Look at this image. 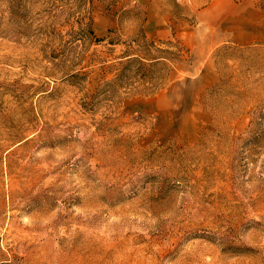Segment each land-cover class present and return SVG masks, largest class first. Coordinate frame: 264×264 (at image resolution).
Here are the masks:
<instances>
[{
    "label": "rangeland",
    "instance_id": "374dc122",
    "mask_svg": "<svg viewBox=\"0 0 264 264\" xmlns=\"http://www.w3.org/2000/svg\"><path fill=\"white\" fill-rule=\"evenodd\" d=\"M0 264H264V0H0Z\"/></svg>",
    "mask_w": 264,
    "mask_h": 264
}]
</instances>
